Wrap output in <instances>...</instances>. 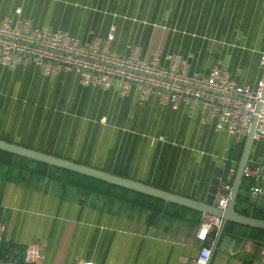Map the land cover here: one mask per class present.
Instances as JSON below:
<instances>
[{
  "label": "crops",
  "instance_id": "obj_1",
  "mask_svg": "<svg viewBox=\"0 0 264 264\" xmlns=\"http://www.w3.org/2000/svg\"><path fill=\"white\" fill-rule=\"evenodd\" d=\"M16 7L35 26L83 43L114 24L115 53L132 43L148 58L159 47L186 58L192 72L218 66L239 84L262 75L264 0H0V19ZM0 140L202 202L215 169L222 181L245 144L186 105L141 102L136 91L122 97L31 62L0 65ZM35 161L0 149V264L20 263L30 243L41 264H189L202 246L212 251L217 233L197 238L200 211ZM247 163L262 175L242 177L234 207L254 217L264 214L262 189L250 191L264 184L263 141L252 142ZM209 264H264V233L227 221Z\"/></svg>",
  "mask_w": 264,
  "mask_h": 264
},
{
  "label": "built area",
  "instance_id": "obj_2",
  "mask_svg": "<svg viewBox=\"0 0 264 264\" xmlns=\"http://www.w3.org/2000/svg\"><path fill=\"white\" fill-rule=\"evenodd\" d=\"M115 32L113 24L104 38L83 43L67 31L35 26L16 7L12 16L0 19V65L14 68L31 62L46 75L74 71L84 86L115 89L122 97L136 91L139 101L154 96L172 109L186 105L189 115L202 113L213 122L216 131L245 139L254 123L253 141L264 142V53L259 59L260 79L253 84H239L218 66L205 73L192 72L186 58L180 54L162 56L159 47H154L148 58H143L140 47L132 43L124 53L112 52ZM235 172L236 169H229L219 182L216 202L219 209L227 206ZM242 175L257 182L262 167L246 163ZM250 191L257 195L261 188L252 186ZM221 222L218 217L202 213L197 238L205 240L207 234L217 233ZM4 229L0 222V251ZM210 256L211 247L202 246L189 264H207ZM42 260L39 246L30 243L18 264H41ZM75 264L90 263L77 260Z\"/></svg>",
  "mask_w": 264,
  "mask_h": 264
},
{
  "label": "water",
  "instance_id": "obj_3",
  "mask_svg": "<svg viewBox=\"0 0 264 264\" xmlns=\"http://www.w3.org/2000/svg\"><path fill=\"white\" fill-rule=\"evenodd\" d=\"M253 130H254V123L245 139V144L243 147L241 158L237 165L234 179L232 182V188L230 191L228 203L224 210L219 209L216 206V202L218 198V195H217L218 186H219L220 178L223 172V169L221 166L215 169L213 177L210 181V185L207 191V195L205 197V201L202 202V201H198V200L184 197L181 195H177V194H174L168 191H164V190L152 187L150 185L142 184V183H139V182L127 179V178H123V177H120V176H117V175H114V174H111V173H108V172H105L99 169H95V168L83 165V164L75 163L67 159L48 155L46 153L33 150V149H29L27 147H23V146L13 144L10 142L0 140V149L16 154V155L34 159V160L46 163L51 166L59 167L61 169H65V170H68V171H71V172H74L80 175H84V176L94 178L100 181L118 185V186L130 189V190H134V191H137L143 194L151 195V196H154V197H157V198L169 201V202H173L179 205L187 206V207L196 209L200 211L201 213H205L210 216H215V217L220 218L222 222H221L220 228L217 232V235H216V238L213 244L210 259L207 263L209 264L211 257L213 253L215 252L219 239L223 233V230H224V227L227 221H233V222H237L243 225L256 227V228L264 230V220L237 213L234 207L237 192H238L240 182L243 177L242 175L243 169L247 163L248 154H249L252 142H253V138H252ZM261 189L263 192L260 194L259 199H258L259 206H261L264 202V184L262 185Z\"/></svg>",
  "mask_w": 264,
  "mask_h": 264
},
{
  "label": "trees",
  "instance_id": "obj_4",
  "mask_svg": "<svg viewBox=\"0 0 264 264\" xmlns=\"http://www.w3.org/2000/svg\"><path fill=\"white\" fill-rule=\"evenodd\" d=\"M35 163H36L37 165L47 167L46 164H43V163H40V162H36V161H35ZM71 173H72V172H71ZM72 174L76 175L75 173H72ZM86 178H87V177H86ZM89 179L94 180V178H90V177H89ZM95 181H96V180H95ZM237 197H238V196H237ZM254 217L264 220V214H255ZM245 226H247V225H245ZM248 227H251V226H248ZM252 228H255V229H257V230H259V231H262V232L264 233V230H263V229H259V228H256V227H252Z\"/></svg>",
  "mask_w": 264,
  "mask_h": 264
}]
</instances>
